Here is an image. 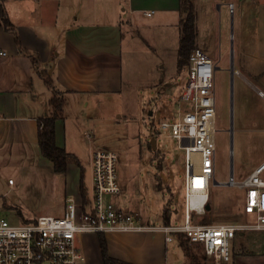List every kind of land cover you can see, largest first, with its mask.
Wrapping results in <instances>:
<instances>
[{
  "label": "rangeland",
  "instance_id": "obj_1",
  "mask_svg": "<svg viewBox=\"0 0 264 264\" xmlns=\"http://www.w3.org/2000/svg\"><path fill=\"white\" fill-rule=\"evenodd\" d=\"M212 1H194L197 41H208L206 54L215 67L214 176L208 224H250L255 218L244 212L243 205L240 208L242 190L219 183L228 181L231 169L234 180H241L243 173L264 156V132L256 134L258 125H251L253 121L257 123L258 112L251 104L255 97L241 77L231 72V65L236 66L232 51L240 49V45L249 51L264 45V41H256L264 38V0H232L234 5ZM148 25L143 20L122 26V47L133 54L122 57L120 92L105 94L99 105L91 97L86 108L81 103L72 104L67 97L61 113L66 121L68 149L83 167V183L89 195L91 151H113L117 155L120 188L118 195L111 196L115 205L136 213L143 223L151 225H161L162 211L168 208L170 223L178 225L184 212V150L178 140L170 137V130L160 128V123L176 121L187 107L181 95L188 82V69L185 66L177 72L179 36L163 37ZM50 71L51 65L47 73ZM240 72L256 84L251 75ZM240 98H247V102L238 108ZM238 113L249 129L241 136L236 132ZM41 158L39 162L35 150L3 152L0 156V217L12 224L39 216H60L65 188L77 193L81 175L77 164L71 163L66 173L57 174L51 162ZM8 180L12 185L7 184ZM203 214H193V221L204 224ZM259 232L248 230L235 236L231 246L235 264H264V234ZM188 248L198 261H206L198 246ZM91 250L96 257L93 246Z\"/></svg>",
  "mask_w": 264,
  "mask_h": 264
},
{
  "label": "crops",
  "instance_id": "obj_2",
  "mask_svg": "<svg viewBox=\"0 0 264 264\" xmlns=\"http://www.w3.org/2000/svg\"><path fill=\"white\" fill-rule=\"evenodd\" d=\"M194 1L191 0L196 10ZM234 1L212 2L234 5ZM3 6L10 26L5 29L0 20V51L6 53L0 56V156L3 152L35 150L39 162L42 158L37 143V121L51 115L53 92H57L61 101L55 122L56 144L73 155L68 149L62 105L69 97L72 104L81 103L82 108H86L91 97L95 98L94 104L99 105L105 94L120 92L122 57L133 54L122 47L124 23L140 24L144 20L163 37L166 34L179 36L182 17L180 0H3ZM145 12L152 13L145 16ZM197 38L196 33V48L206 54L208 41L201 39L198 43ZM258 40L264 41V38ZM259 45L261 47L252 51L240 45V49L231 52L236 64L234 68L231 65V72L241 77V82L255 97L254 102H250L253 111L258 112L255 115L257 123H251L258 125L256 134L264 132V45ZM154 50L157 52L156 46ZM240 69L251 75L258 86L242 75ZM45 78L51 80V86L46 85ZM243 101L246 103L247 98H240L238 108L244 107ZM245 124L238 113L236 132L239 136L249 132ZM90 160L91 153L89 164ZM262 163L264 156L243 173L242 179ZM78 195L79 185L77 193L65 188L63 206L66 197ZM243 203L244 192L240 208ZM206 210H211L209 203ZM102 236L106 239L108 255L130 264H189L179 241L166 242L161 233H107ZM79 242L87 262L84 264H102L98 234H83ZM91 246L96 257L91 254ZM231 259L230 264H235L232 253Z\"/></svg>",
  "mask_w": 264,
  "mask_h": 264
},
{
  "label": "built area",
  "instance_id": "obj_3",
  "mask_svg": "<svg viewBox=\"0 0 264 264\" xmlns=\"http://www.w3.org/2000/svg\"><path fill=\"white\" fill-rule=\"evenodd\" d=\"M152 12H145L150 16ZM0 51V56H5ZM188 82L181 95L187 103L176 121L160 123L170 130L184 150V212L181 224H145L136 213L127 212L111 200L118 195L116 160L113 151L96 148L91 152V189L85 198L64 199L60 216H39L12 224L0 217V264H84L80 246L83 234L151 232L164 235L166 242L183 240L198 246L209 264H229L235 236L243 231L264 232V163L242 180L230 176L220 185H231L244 192L243 210L254 216L250 224H198L194 213H204L214 176V65L195 49L186 66ZM12 185V180H8ZM3 198V195L1 196Z\"/></svg>",
  "mask_w": 264,
  "mask_h": 264
},
{
  "label": "trees",
  "instance_id": "obj_4",
  "mask_svg": "<svg viewBox=\"0 0 264 264\" xmlns=\"http://www.w3.org/2000/svg\"><path fill=\"white\" fill-rule=\"evenodd\" d=\"M180 11L182 13V17L179 21V42L176 57L177 72H180L185 66L188 65L191 53L197 49L195 45V9L191 0H180ZM0 20L3 27L8 29L10 23L3 6V0H0ZM45 83L47 86H51V80L49 78H45ZM50 106L52 108L51 115L40 118L37 121V143L40 154L42 157L51 162L53 172L57 174L66 173L69 164H77L81 170L79 192L82 198H85L87 189L83 183V168L80 166L75 156L67 153L64 148L59 147L56 144L55 122L59 117L58 111L61 106V101L57 92H53V96L50 99ZM208 213L209 211L205 210L201 217V222L204 224L210 223L207 218ZM170 219V210L168 208H164L162 211V222L164 224H169ZM98 242L102 264H130L128 262L112 258L108 255L106 239L101 234L98 235ZM179 245L182 248L184 255L189 260V264H209L207 261L199 262L196 257L190 253L187 244L182 239L179 240Z\"/></svg>",
  "mask_w": 264,
  "mask_h": 264
},
{
  "label": "water",
  "instance_id": "obj_5",
  "mask_svg": "<svg viewBox=\"0 0 264 264\" xmlns=\"http://www.w3.org/2000/svg\"><path fill=\"white\" fill-rule=\"evenodd\" d=\"M151 143H152L153 149H155V140L152 139V140H151ZM230 176H232V169H231V171H230ZM214 184H218V183H217L216 181H214Z\"/></svg>",
  "mask_w": 264,
  "mask_h": 264
}]
</instances>
